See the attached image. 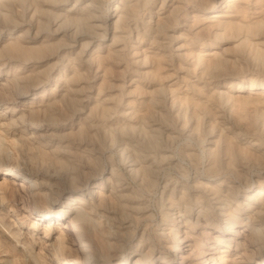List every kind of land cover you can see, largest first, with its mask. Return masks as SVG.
I'll return each instance as SVG.
<instances>
[{
    "label": "clouds",
    "instance_id": "clouds-1",
    "mask_svg": "<svg viewBox=\"0 0 264 264\" xmlns=\"http://www.w3.org/2000/svg\"><path fill=\"white\" fill-rule=\"evenodd\" d=\"M0 173V264H264V0H0Z\"/></svg>",
    "mask_w": 264,
    "mask_h": 264
},
{
    "label": "rangeland",
    "instance_id": "rangeland-1",
    "mask_svg": "<svg viewBox=\"0 0 264 264\" xmlns=\"http://www.w3.org/2000/svg\"><path fill=\"white\" fill-rule=\"evenodd\" d=\"M3 174V173H2ZM12 183H8V181L6 180H4V176L3 175H1V173H0V199H2V198H4L3 197V192H2V189L5 187V186H7V185H11ZM5 208H6V206H5ZM5 222H7L6 220H5Z\"/></svg>",
    "mask_w": 264,
    "mask_h": 264
},
{
    "label": "bare ground",
    "instance_id": "bare-ground-1",
    "mask_svg": "<svg viewBox=\"0 0 264 264\" xmlns=\"http://www.w3.org/2000/svg\"><path fill=\"white\" fill-rule=\"evenodd\" d=\"M1 175H3L4 176V180L6 181H8V183H14V178L11 176V175H9V174H6V173H1Z\"/></svg>",
    "mask_w": 264,
    "mask_h": 264
}]
</instances>
